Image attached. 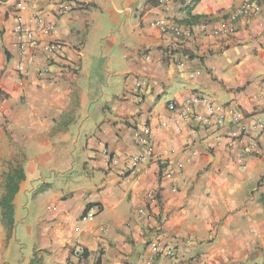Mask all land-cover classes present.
<instances>
[{
  "label": "crops",
  "instance_id": "crops-1",
  "mask_svg": "<svg viewBox=\"0 0 264 264\" xmlns=\"http://www.w3.org/2000/svg\"><path fill=\"white\" fill-rule=\"evenodd\" d=\"M245 1L0 0V264L21 240L25 264H147L151 243L153 264H264V0L228 39L157 26L212 28ZM18 23L36 49L19 52Z\"/></svg>",
  "mask_w": 264,
  "mask_h": 264
},
{
  "label": "built area",
  "instance_id": "built-area-1",
  "mask_svg": "<svg viewBox=\"0 0 264 264\" xmlns=\"http://www.w3.org/2000/svg\"><path fill=\"white\" fill-rule=\"evenodd\" d=\"M157 6H162L165 7L169 4H171L174 0H152ZM200 0H185L186 5H194L195 3L199 2ZM70 9V2H64L58 5V14L62 15L65 14L69 11ZM261 11L260 3L258 0H247L245 1L241 7L236 9L235 11L231 12L228 14L225 18L221 19L218 21V24H214V26L211 28V22L206 20V19H201L195 22H191L190 24L186 25H176L171 24L167 25L164 21H158L157 26L160 30L161 33H166L167 31H170L173 35L175 36H183L184 38H187L189 40H194L196 39L195 36L198 34L200 35L199 37L209 39V38H231L235 34V29H234V23L240 18V17H252L257 14H259ZM33 21L37 24L40 25L42 23L41 17L40 16H35L33 17ZM19 20V19H18ZM30 22V21H29ZM52 29L51 26H48L46 29L47 31H50ZM14 33L16 34V41H17V47L19 52L22 54L24 51L29 49H36L38 47V37L37 33L33 32L31 29L25 27L24 25L18 23L17 27L15 28ZM44 52L46 54H52L55 53L56 51H59L62 46L59 43H47L43 45ZM22 65L17 64L16 70L18 72H22ZM144 85V83H137V86L140 87ZM194 103H202L205 105L206 111L209 115H212L213 112H218V116L216 119L217 126H221L222 123L224 122V115L222 114L223 112L219 108H214L210 103H208L205 99H202L201 97L197 96L194 97L193 99ZM168 109L173 111L174 110V105L170 104L168 106ZM237 117L240 119L241 114L238 113ZM208 120H205V124L208 125ZM261 128L262 126L259 125ZM137 138L140 143L146 144V152L144 154V157L152 158L153 157V152H152V147L149 144V131L148 128H143L140 130L139 133L136 134ZM245 136L243 133H238V132H232L229 136V139H232L234 141H241ZM103 156L109 160L110 156L106 151L102 152ZM140 158L132 157L129 160L130 164H137L139 162ZM147 198L149 199V202L156 203V197L155 195L148 193ZM94 214L93 212L89 211L87 212L83 219H91L93 218ZM150 249H151V254L150 258L148 259L147 264H153L154 263V258L159 254L158 247L156 243H151L150 244ZM82 254V250H77V253L75 257L80 258ZM166 256L171 258L173 256V251L167 250Z\"/></svg>",
  "mask_w": 264,
  "mask_h": 264
},
{
  "label": "rangeland",
  "instance_id": "rangeland-1",
  "mask_svg": "<svg viewBox=\"0 0 264 264\" xmlns=\"http://www.w3.org/2000/svg\"><path fill=\"white\" fill-rule=\"evenodd\" d=\"M43 174L51 175L52 172L44 169ZM28 256H29V245L26 241L21 240L19 243L13 244V247L11 248V252L7 255L6 264H25L24 262L27 260Z\"/></svg>",
  "mask_w": 264,
  "mask_h": 264
},
{
  "label": "trees",
  "instance_id": "trees-1",
  "mask_svg": "<svg viewBox=\"0 0 264 264\" xmlns=\"http://www.w3.org/2000/svg\"><path fill=\"white\" fill-rule=\"evenodd\" d=\"M198 20H200V17L190 16L186 20L183 21V24H190L191 22H195V21H198ZM13 192H14V190L11 191V193L9 195V199L8 200H4L3 203H2V206L4 208V212H5V213H3V217L10 224H11L12 208L9 205V200L11 199ZM261 203L264 206V192L261 195ZM85 256H86V253H84L82 251V254L80 256L81 257L80 259H83ZM27 264H42V257L39 255V253H34L32 255V258L30 259V261ZM96 264H98V263H96Z\"/></svg>",
  "mask_w": 264,
  "mask_h": 264
}]
</instances>
